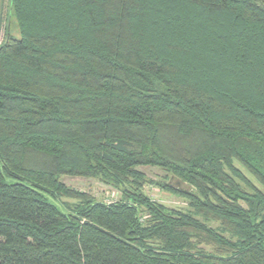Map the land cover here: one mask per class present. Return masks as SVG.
<instances>
[{
    "label": "trees",
    "instance_id": "obj_1",
    "mask_svg": "<svg viewBox=\"0 0 264 264\" xmlns=\"http://www.w3.org/2000/svg\"><path fill=\"white\" fill-rule=\"evenodd\" d=\"M9 15L0 264H264V0H9Z\"/></svg>",
    "mask_w": 264,
    "mask_h": 264
},
{
    "label": "rangeland",
    "instance_id": "obj_2",
    "mask_svg": "<svg viewBox=\"0 0 264 264\" xmlns=\"http://www.w3.org/2000/svg\"><path fill=\"white\" fill-rule=\"evenodd\" d=\"M0 46L6 42L7 31L9 30L12 36L18 37V32L15 26L14 17L9 15V0H0ZM142 171L148 179L156 183H164L166 181V173L159 168L153 167H141ZM64 182L67 186L75 188L77 190L86 192L94 196L98 201L113 203L121 199V193L114 190L112 187L107 186L96 179H80V178H64ZM177 184L176 180L170 179L169 183ZM181 190L189 191V189L182 185ZM144 193L152 198L154 201L164 204L170 208L184 209L188 207V201L176 195L172 192L164 191L159 185H146L144 187ZM61 203H72L62 200Z\"/></svg>",
    "mask_w": 264,
    "mask_h": 264
},
{
    "label": "water",
    "instance_id": "obj_3",
    "mask_svg": "<svg viewBox=\"0 0 264 264\" xmlns=\"http://www.w3.org/2000/svg\"><path fill=\"white\" fill-rule=\"evenodd\" d=\"M0 8H1V1H0ZM174 178L172 177V180H173ZM175 180V179H174ZM176 182H178L177 184H172V182H170V184L172 185V186H174V187H176V188H178V189H181L182 188V184H181V182H179V181H177L176 180Z\"/></svg>",
    "mask_w": 264,
    "mask_h": 264
}]
</instances>
